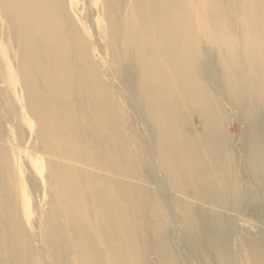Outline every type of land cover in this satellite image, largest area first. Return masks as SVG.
I'll list each match as a JSON object with an SVG mask.
<instances>
[{"label": "bare ground", "instance_id": "bare-ground-1", "mask_svg": "<svg viewBox=\"0 0 264 264\" xmlns=\"http://www.w3.org/2000/svg\"><path fill=\"white\" fill-rule=\"evenodd\" d=\"M65 3L0 0V264H264V0H95L110 80ZM28 119L35 250L9 145Z\"/></svg>", "mask_w": 264, "mask_h": 264}, {"label": "rangeland", "instance_id": "rangeland-1", "mask_svg": "<svg viewBox=\"0 0 264 264\" xmlns=\"http://www.w3.org/2000/svg\"><path fill=\"white\" fill-rule=\"evenodd\" d=\"M69 0H65L66 7L75 23H78L79 25H82V30L86 38H89L90 36H94V41L98 43L95 47H91V53H93V56L95 58L103 60L102 63V70L106 72L105 78L107 80H110V77L112 75V70L110 67V62H106L105 60H109V58L104 57L101 53L100 46H102L105 43L104 33L99 29L97 25V21L101 18V14L103 10H98L94 6L95 0H70V4L68 3ZM127 7V3L123 1L122 8L125 9ZM91 40V37H90ZM14 66V65H13ZM11 73H12V67H11ZM13 74H15L13 72ZM1 85V84H0ZM113 91L116 93L124 94L123 92L119 91L118 88L112 86ZM13 100L15 98H12ZM226 104L232 108L230 117L224 122L225 129L224 133L227 136H232L233 133H238V136H241V133H245L250 129V126L247 125V123L241 119V117H237L235 114L233 115V111L235 108L231 105L229 99L225 100ZM15 103V101H14ZM20 102L18 101V106H20ZM6 109V107H5ZM26 111L23 108V117L25 116ZM233 115V116H232ZM33 122L31 119H28L26 125L23 126V129H20L18 132H15V130L12 128L10 134L12 135V143L9 145L13 149H19L20 151L23 150V206L22 209L19 212V216L22 218V226L26 229V231L31 235L33 249L42 248L44 246V242L40 239L39 234V226L38 222L40 217L43 216L44 210L47 208V200H48V194L46 191L48 182L45 179L46 170L43 166L40 164H37L41 167L36 166V164L29 163L28 157L30 154L33 155L35 158H40L39 151L36 146V142L33 139V136L30 135V129L33 126ZM139 124H142L143 128L149 132V126L150 122L145 120L143 117L141 119H137L135 116L131 120V127L133 132H139ZM10 130V129H9ZM126 131L128 129L126 128ZM16 135H19V137H23V144H18L16 140ZM229 138V137H228ZM29 146V149H26ZM33 146V149L30 147ZM132 149H134L137 153L141 151L140 144H134L132 146ZM27 151L30 152V154H27ZM149 182V180H147ZM148 185V184H147ZM193 206H197V203L194 202ZM153 205L149 207L148 214L146 215L147 223L150 225L152 221V211ZM26 213V214H24ZM23 216V217H22ZM246 219L250 220L249 214L246 215ZM249 224L245 226V229L248 228ZM154 246H152V249ZM33 251H30L28 254V257L26 258L27 261L30 263V258H32ZM155 249H153V252L150 254L151 258L154 259L155 257Z\"/></svg>", "mask_w": 264, "mask_h": 264}]
</instances>
